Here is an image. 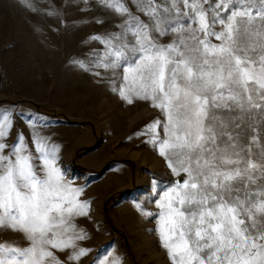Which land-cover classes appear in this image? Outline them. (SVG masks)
<instances>
[{"label": "snow or ice", "instance_id": "obj_1", "mask_svg": "<svg viewBox=\"0 0 264 264\" xmlns=\"http://www.w3.org/2000/svg\"><path fill=\"white\" fill-rule=\"evenodd\" d=\"M22 3L56 21L70 6ZM76 6L99 11L93 22L103 30L83 42L100 48L70 63L102 82L110 74L125 102L159 110L160 118L134 135L148 137L170 178L152 173L133 204L157 221L153 231L169 264H264V0ZM50 120L0 108V226L28 241L0 242V264H80L91 251L80 243L88 234L78 223L91 218L87 185L69 178L60 146L37 131ZM18 124L30 129L27 136ZM92 264L122 261L102 245Z\"/></svg>", "mask_w": 264, "mask_h": 264}, {"label": "rangeland", "instance_id": "obj_2", "mask_svg": "<svg viewBox=\"0 0 264 264\" xmlns=\"http://www.w3.org/2000/svg\"><path fill=\"white\" fill-rule=\"evenodd\" d=\"M37 2L70 6L63 9L62 21H56L34 15L22 0H0V108L14 106L17 112L51 118L37 131L60 146L69 178L77 185L86 183L92 213L78 223L88 234L80 243L91 251L80 264H92L102 245L122 264H169L153 231L157 221L133 204V198L148 189L152 173L163 182L170 178L165 160L145 142L148 137L134 135L160 118L159 110L143 100L125 102L113 91L118 84L108 82L110 74L102 82L70 63L74 54L100 48L83 43L89 34L103 30L93 22L99 11H81L83 4L78 8L76 0ZM25 124L17 126L24 127L27 136ZM146 200L141 197L148 210L157 211ZM0 242L28 244L22 233L4 226Z\"/></svg>", "mask_w": 264, "mask_h": 264}]
</instances>
